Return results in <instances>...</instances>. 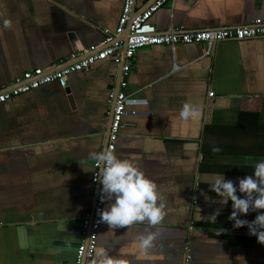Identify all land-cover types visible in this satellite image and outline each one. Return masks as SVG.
<instances>
[{
  "label": "crops",
  "instance_id": "crops-1",
  "mask_svg": "<svg viewBox=\"0 0 264 264\" xmlns=\"http://www.w3.org/2000/svg\"><path fill=\"white\" fill-rule=\"evenodd\" d=\"M153 1L136 0L135 9ZM123 2L0 0V91L26 70H53L71 63L73 53L84 56L103 40V28L117 26ZM256 18L264 19V0H173L151 21L169 33ZM118 63L97 61L69 74L67 88L46 83L0 104V264H77L82 218L97 188L89 154L106 148ZM139 88L114 152L157 184L166 215L157 226L110 231L102 223L95 255L102 248L131 264H264V244L251 241L247 226L233 227L231 200L222 204L209 188L219 174L238 187L264 160V37L225 39L210 51L196 43L142 47L130 76V89ZM184 103L198 110L196 119L179 118ZM223 165L230 171L215 169ZM217 208L221 214L209 223ZM148 231L157 240L145 253L138 238Z\"/></svg>",
  "mask_w": 264,
  "mask_h": 264
},
{
  "label": "built area",
  "instance_id": "built-area-1",
  "mask_svg": "<svg viewBox=\"0 0 264 264\" xmlns=\"http://www.w3.org/2000/svg\"><path fill=\"white\" fill-rule=\"evenodd\" d=\"M170 1L173 0H154L131 18L135 0H124L117 26L114 29L103 28L104 38L99 44L86 48V54L79 59H76L78 53H73L71 55L73 61L57 69L50 70L36 67L26 70L21 76L15 77L11 88L0 91V104L46 83L58 82L62 87L67 88L69 74L74 71L88 69L100 60L114 58L119 61L125 45L119 90L116 94L108 142L104 150L115 151L120 130L124 126L123 116L129 113V106L138 102L135 96L141 91V88L130 89V76L133 71L134 58L140 48L154 44H167L175 48L177 44L196 43L205 46L206 50L210 51L216 43L225 39L264 37V19L262 18H256L247 25L228 28L196 29L169 33L159 31L152 23L151 17L160 7ZM128 25L129 36L124 43L120 37L126 31ZM214 93L215 91L212 89L209 91L208 96L212 97ZM113 97L114 93L111 94V101ZM132 113H136V110H132ZM99 174L100 170L97 167V171L92 177L93 183L97 186L96 199L93 209L82 218L83 236L76 250L77 264H88L95 255L97 247L98 233L102 224H97L99 220L97 210L104 209L105 203L100 200L102 185L99 182Z\"/></svg>",
  "mask_w": 264,
  "mask_h": 264
},
{
  "label": "clouds",
  "instance_id": "clouds-1",
  "mask_svg": "<svg viewBox=\"0 0 264 264\" xmlns=\"http://www.w3.org/2000/svg\"><path fill=\"white\" fill-rule=\"evenodd\" d=\"M3 26L11 27V21L4 19ZM197 116L198 110L188 103H184L179 111V118L182 121L194 120ZM212 151L219 152L220 149L214 147ZM89 159L95 161L100 170L99 182L102 185L100 200L102 203L106 202L104 209L97 210L99 216L97 224H107L110 231L145 222L149 226L161 224L166 215L163 197L158 192L157 184L135 161L121 159L113 150L92 152ZM209 188L222 198V204H227L231 200L233 211L229 220L234 221L233 227L247 226L249 235L256 236L258 243L264 244V213L257 214L253 221L238 218L249 212L264 210V160L255 164L252 175L238 180V187L236 182L225 180V177L219 174ZM220 214L221 209H215L207 216L208 222L216 223ZM225 231L223 228L218 229L217 235ZM138 239L140 248L147 253L155 247L157 233L148 231L140 234ZM91 264L131 262L123 257H113L101 248L96 252Z\"/></svg>",
  "mask_w": 264,
  "mask_h": 264
},
{
  "label": "water",
  "instance_id": "water-1",
  "mask_svg": "<svg viewBox=\"0 0 264 264\" xmlns=\"http://www.w3.org/2000/svg\"><path fill=\"white\" fill-rule=\"evenodd\" d=\"M135 3H136V0H135ZM140 11H142V10H140ZM139 12V10H136L135 9V6L133 7V11H132V13H131V18H133L134 16H135V14H137ZM69 36L70 37H74V38H76V33L75 32H73V31H71L70 33H69ZM128 36H129V25H128V27H127V29H126V31H125V35L123 36V37H121V40L125 43L126 42V40H127V38H128ZM125 45H124V47H123V50H122V53H121V57H120V59H119V66H118V74L120 75V79H121V71H122V66H123V62H124V54H125ZM119 83H120V81H119ZM118 90H119V85L115 88V90H114V97H113V101H112V104H111V119H112V113H113V106H114V102H115V99H116V94L118 93ZM110 124H111V122H110ZM109 132H110V127H109V129H108V133L106 134V136H107V142H108V135H109ZM107 145V144H106ZM96 193H97V188H96ZM95 199H96V197H95ZM94 207V206H93ZM93 207H92V209H93ZM84 264V263H83Z\"/></svg>",
  "mask_w": 264,
  "mask_h": 264
},
{
  "label": "trees",
  "instance_id": "trees-1",
  "mask_svg": "<svg viewBox=\"0 0 264 264\" xmlns=\"http://www.w3.org/2000/svg\"><path fill=\"white\" fill-rule=\"evenodd\" d=\"M215 169H216V170L219 169V170H221V171H225V172L230 171V170H228V167H227L226 165H223V166H221V167H219V168H218V167H215ZM239 171H240V170H239ZM251 220H252V219H251ZM231 237H234V236H231ZM245 237H246V236H245ZM245 237H244V239H245V240H248V238H245ZM251 241H257V238H256V239H255V238L252 239V237H251Z\"/></svg>",
  "mask_w": 264,
  "mask_h": 264
}]
</instances>
